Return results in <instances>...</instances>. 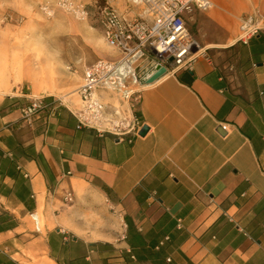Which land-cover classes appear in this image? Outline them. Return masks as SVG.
I'll use <instances>...</instances> for the list:
<instances>
[{"label": "crops", "instance_id": "crops-1", "mask_svg": "<svg viewBox=\"0 0 264 264\" xmlns=\"http://www.w3.org/2000/svg\"><path fill=\"white\" fill-rule=\"evenodd\" d=\"M210 1L192 12L204 49L138 86L147 130L131 142L78 126L61 101L71 95L50 87L48 107L26 122L29 66L0 85V264H264V29L240 41L231 1ZM136 5L118 9L145 16ZM99 214L116 230L95 227Z\"/></svg>", "mask_w": 264, "mask_h": 264}, {"label": "built area", "instance_id": "built-area-1", "mask_svg": "<svg viewBox=\"0 0 264 264\" xmlns=\"http://www.w3.org/2000/svg\"><path fill=\"white\" fill-rule=\"evenodd\" d=\"M119 1L55 0L54 4L80 19H87L95 12L107 45L119 54L117 60L98 58L85 67L76 89L80 100V107L74 111L78 126L91 128L100 135L110 134L117 141L131 142L143 126L135 110L140 99V81L160 69L167 73L193 61L199 44L192 38L185 16L194 10H208L212 3L210 0H131L144 7L145 16H126L118 9ZM41 9L48 15L53 13L49 6ZM3 16L15 23L21 21L11 13ZM261 29L256 15L241 16L238 39L247 42ZM99 89L115 92L122 105L109 106L103 102L97 93ZM48 105L45 97L33 96L21 108L22 118L30 123ZM64 199L70 201L71 192Z\"/></svg>", "mask_w": 264, "mask_h": 264}, {"label": "rangeland", "instance_id": "rangeland-1", "mask_svg": "<svg viewBox=\"0 0 264 264\" xmlns=\"http://www.w3.org/2000/svg\"><path fill=\"white\" fill-rule=\"evenodd\" d=\"M10 1L11 5L0 9V44L3 45L0 47V85L21 80L22 71L29 66L30 73L25 80L30 86L31 77L37 79V85L32 87L36 96L47 94L50 87L57 98L65 93L71 95L67 100L61 98V101L68 102L70 98L74 109L80 107L76 89L81 84L80 77L84 67L98 58L107 59V51L111 50L103 38L98 15L92 12L89 18L80 19L56 7L55 0ZM230 1L231 6L238 11L236 27L241 16L254 14L264 29L261 0ZM43 6L52 8L53 13L46 14L41 9ZM133 9L135 13H141L143 7L136 5ZM210 9L201 12L205 13ZM4 13H11L21 21H8L4 19ZM201 21L202 28L210 31V26L203 19ZM197 22L198 18L189 14L186 24L195 40ZM27 86L24 84L25 91L28 90ZM68 103L71 104L70 101ZM97 219L100 223H94L95 227L103 226L107 232L116 230L117 222H109L103 214L97 215Z\"/></svg>", "mask_w": 264, "mask_h": 264}, {"label": "water", "instance_id": "water-1", "mask_svg": "<svg viewBox=\"0 0 264 264\" xmlns=\"http://www.w3.org/2000/svg\"><path fill=\"white\" fill-rule=\"evenodd\" d=\"M170 61H172V58L169 59ZM163 74H165V70L164 69H160L157 72H155L154 74H150L149 76L143 78L140 83L143 84L144 82L146 83H151L155 80H157L159 77H161ZM147 130L146 126H142L141 130L139 131V135H144L145 132ZM218 131L224 133V131L222 130L221 127H218Z\"/></svg>", "mask_w": 264, "mask_h": 264}, {"label": "bare ground", "instance_id": "bare-ground-1", "mask_svg": "<svg viewBox=\"0 0 264 264\" xmlns=\"http://www.w3.org/2000/svg\"><path fill=\"white\" fill-rule=\"evenodd\" d=\"M203 49H204L203 47H199V49H198V51L196 52V54L200 53ZM6 90H7V89H6ZM6 90H2V89H0V93H5ZM61 98H62V99L65 98V99H66V95L61 96ZM66 100H67V99H66Z\"/></svg>", "mask_w": 264, "mask_h": 264}]
</instances>
